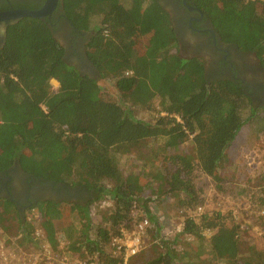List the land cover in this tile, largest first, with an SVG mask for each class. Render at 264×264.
<instances>
[{
    "label": "trees",
    "instance_id": "trees-1",
    "mask_svg": "<svg viewBox=\"0 0 264 264\" xmlns=\"http://www.w3.org/2000/svg\"><path fill=\"white\" fill-rule=\"evenodd\" d=\"M126 1L123 5L120 0H62L72 27L90 32L85 56L95 76L80 74L67 64L64 49L42 20L26 18L9 26L0 50V170L17 160L26 174L44 182L92 191L94 197L87 204L49 202L38 205L37 212L51 247L64 227L63 218L75 214L80 229L71 251L98 253L102 259H108L112 238L130 227L134 210L154 225L156 235L159 232L148 209L152 198H142L138 175L122 176L114 151L161 140L162 148L156 144L152 148L154 158L163 157L155 199L173 197L196 209L200 199L190 173L196 170L220 185V171L231 162L228 151L241 128L254 119L264 125V108H255L240 84L208 81L200 59L171 54L176 38L160 5L154 0ZM193 2L223 44L254 53L264 69V1ZM96 18L100 22L92 24ZM140 40L145 41L142 52L136 47ZM50 81L58 83L56 92H51ZM107 83L114 90V101L101 94ZM153 100L159 102L163 116L153 124L136 120L132 108L148 109ZM190 138V155H167ZM107 182L112 183L110 189L103 186ZM101 199L110 200L113 208L93 232L87 211ZM256 207L257 212L263 208ZM198 220L185 218L180 234L152 244L148 259L140 258L143 252L134 259L139 264L189 262L200 253L185 249L177 253L178 238L207 231L213 261L264 264V248L242 249L240 227L229 213H204ZM2 221L8 222L3 228L7 236L21 231L24 240L32 233L10 202L0 205Z\"/></svg>",
    "mask_w": 264,
    "mask_h": 264
},
{
    "label": "rangeland",
    "instance_id": "rangeland-1",
    "mask_svg": "<svg viewBox=\"0 0 264 264\" xmlns=\"http://www.w3.org/2000/svg\"><path fill=\"white\" fill-rule=\"evenodd\" d=\"M120 2L124 5L127 1L120 0ZM99 22L100 20L96 18L92 24H98ZM144 44V40L137 42L136 47L139 52L143 51ZM171 54L180 56L177 51H172ZM50 87L51 92H56L59 88L56 81H50ZM111 87L112 85L109 86V83H107L101 91L102 96H105L104 98L108 101L117 99ZM130 112L136 120L148 124H153L158 117L163 116L157 100H153L148 109L134 107ZM256 140L259 142H256ZM155 144L158 145V149V147L162 148L161 144L163 142L161 140H146L136 149L126 152L119 149L113 152L122 176L126 177L130 174L138 175L143 187L142 198H152V201L148 204V209L156 221L159 232L158 235L155 234L154 225L151 223L145 238L144 250L141 254L143 257L140 258L145 260L151 256L149 249L152 244H157L160 240H172L177 234H180L185 218L194 219L195 222H198V217L204 213H229L234 222L240 227L239 240L242 243V249L250 248L252 245L258 251L264 248V203L261 204L259 202V199L264 202V125L254 119L241 128L228 151L231 162L220 171V178L222 180L220 185L216 186L211 179L203 176L196 170L190 173L189 177L194 183L200 199L196 209L182 206L181 201L173 197L166 196L165 198L155 199V190L163 174V157L159 154L157 156L160 159L154 158L156 157V153L152 148L154 146L156 148ZM192 148V140L190 138L175 151H168L167 155H190ZM194 165L193 163L192 166ZM111 184L107 182L103 183V186L110 189ZM90 200L77 202L78 204H87ZM72 203H75V201L68 202L69 205ZM256 206L263 208H260L262 210L257 212ZM62 207L68 209L66 206ZM112 208V202L107 199H101L89 206L87 211V213L89 212L88 219H91L92 222L90 231L94 232L96 227L103 226L104 220H101V217H107ZM142 217L143 215L139 210H134L128 230ZM63 220L61 221L60 218L64 227L58 231L56 239L63 238L71 245L77 240V232L80 226L75 214L64 217ZM4 225V221L0 222V229H3ZM31 228L33 229V226ZM18 233H21V231H18ZM209 237L210 233L207 231L202 232L198 236H180L178 243L175 245V251L180 253L182 249H185L193 254L200 253V256L195 258L192 255L189 262L183 260L175 264H224L213 261L214 259L209 247ZM9 238L12 239L11 237ZM137 259H133L132 264H139L140 260Z\"/></svg>",
    "mask_w": 264,
    "mask_h": 264
},
{
    "label": "flooded vegetation",
    "instance_id": "flooded-vegetation-1",
    "mask_svg": "<svg viewBox=\"0 0 264 264\" xmlns=\"http://www.w3.org/2000/svg\"><path fill=\"white\" fill-rule=\"evenodd\" d=\"M154 1L169 17L180 58L200 59L208 81L223 79L238 83L245 92H249L248 96L255 108H264V69L254 53H244L233 45L223 44L213 31L210 20L193 0ZM45 2L46 0H0V13L38 11ZM41 20L47 23L53 38L64 49L67 64L80 74L95 76L96 72L85 56L90 32L72 27L63 12L62 0H58L54 11ZM19 21L7 26L0 24V50L6 41L7 28ZM93 196L92 191L88 192L84 188H69L28 175L20 168L17 160L7 169L0 170V203L10 202L22 223L30 210H38L40 204L86 202L93 199ZM7 223L5 221L4 226Z\"/></svg>",
    "mask_w": 264,
    "mask_h": 264
},
{
    "label": "built area",
    "instance_id": "built-area-1",
    "mask_svg": "<svg viewBox=\"0 0 264 264\" xmlns=\"http://www.w3.org/2000/svg\"><path fill=\"white\" fill-rule=\"evenodd\" d=\"M40 220L37 209L30 210L25 216V222L33 226L29 239L23 240L25 234L22 232L7 236L0 229V264H132V260L143 252L150 228L149 221L142 217L130 230L121 229L108 244V259H102L98 253L72 252L70 243L63 238L56 239L51 247L40 227Z\"/></svg>",
    "mask_w": 264,
    "mask_h": 264
},
{
    "label": "water",
    "instance_id": "water-1",
    "mask_svg": "<svg viewBox=\"0 0 264 264\" xmlns=\"http://www.w3.org/2000/svg\"><path fill=\"white\" fill-rule=\"evenodd\" d=\"M58 0H46L43 7L38 11H14L0 13V24L7 26L21 19L41 20L49 16L55 9Z\"/></svg>",
    "mask_w": 264,
    "mask_h": 264
}]
</instances>
